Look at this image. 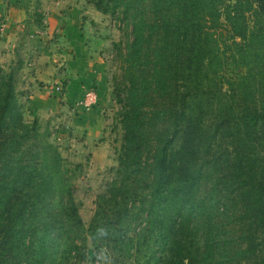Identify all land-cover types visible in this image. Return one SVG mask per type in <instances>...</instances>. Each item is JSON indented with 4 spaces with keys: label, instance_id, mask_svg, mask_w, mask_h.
<instances>
[{
    "label": "trees",
    "instance_id": "obj_1",
    "mask_svg": "<svg viewBox=\"0 0 264 264\" xmlns=\"http://www.w3.org/2000/svg\"><path fill=\"white\" fill-rule=\"evenodd\" d=\"M88 1L131 25L116 177L84 225L72 190L80 164L67 168L49 132L22 119L20 61L0 64V264H93L98 251L108 264L255 257L264 248V0ZM150 91L162 105L147 115ZM145 123L158 127L153 142Z\"/></svg>",
    "mask_w": 264,
    "mask_h": 264
},
{
    "label": "rangeland",
    "instance_id": "obj_2",
    "mask_svg": "<svg viewBox=\"0 0 264 264\" xmlns=\"http://www.w3.org/2000/svg\"><path fill=\"white\" fill-rule=\"evenodd\" d=\"M15 4L20 6H15ZM11 6L22 10L23 18L18 21L7 20L10 27L6 28L4 34L0 36V64L7 68L9 65L20 61L21 65L16 73L15 90L18 93L19 102L22 104V119L25 122L36 119L40 131L46 129L49 132L47 139L57 147L67 168L71 169L74 164H80V169L75 170L72 178V190L74 200L78 204L79 216L83 224L86 225L94 209L95 196L103 193L110 181L116 177L117 156L124 133L125 110L121 105L127 85V82L121 79V72L122 67L126 64L123 59L125 48L132 37L130 22L122 20L121 14L110 16L96 12L88 0H0V28L4 22H7L5 17L8 8ZM72 6L79 10L78 17L81 20V25H83L82 30L87 32L93 41H98V44L94 46L95 58L102 65L103 95L100 100L95 94V103L90 107L98 106L100 109V129L97 137L89 140L85 139L82 119L80 117L79 120L76 119L80 112L74 104L69 106L67 112H62L54 107V100L49 110L43 108L40 113L33 116L28 111L27 105L29 99L26 95L29 94L32 84L28 80V77L30 79L31 76L29 74L30 69L34 68L35 58L40 56L41 52L42 54L44 52L45 55H43L44 65L52 70L55 80L53 82L51 80L46 82V79L38 82L35 80V87L48 86V90L52 92L51 87L57 83L61 88L60 91H55L56 94L61 93L64 89L68 76L60 62L62 57H70L69 37L60 23H57L51 30H47L46 17L50 11L56 12L59 17H64L66 10ZM232 15L233 13L230 12V16ZM226 26L228 27V25ZM220 28L226 29L225 26ZM42 42L45 44V49L38 51ZM50 55L54 59L59 58L58 63H54ZM26 63L29 64L26 65ZM235 65L236 62L231 61L229 67L235 70ZM145 71L148 73L145 75L147 82L153 87L152 78L149 75L151 70ZM138 86V83L135 84V87ZM138 92L140 89L136 90L135 93ZM150 92L147 95L148 106L144 107V111H148L147 115L150 114L149 110L155 105H162L158 94L153 91ZM49 96L56 98V95ZM81 110L84 117L86 109ZM167 124L168 121L163 126L165 127ZM144 125L147 126V129L150 126L146 123ZM149 129L151 131L147 132V136L153 142V136L158 127L152 126ZM176 139L175 137L173 143ZM94 253L89 244L86 249L87 257L90 259ZM256 253V256L252 258L233 259L230 264H257V261H264V248L258 246ZM142 262L143 259L132 260V264ZM93 264H108L103 251H98Z\"/></svg>",
    "mask_w": 264,
    "mask_h": 264
},
{
    "label": "crops",
    "instance_id": "obj_3",
    "mask_svg": "<svg viewBox=\"0 0 264 264\" xmlns=\"http://www.w3.org/2000/svg\"><path fill=\"white\" fill-rule=\"evenodd\" d=\"M15 6H20L15 4ZM15 6H11L7 10V16L5 17L6 21H18L23 18L22 10H19ZM98 12V11H96ZM47 19V30H51L57 23L62 24L64 31L67 33L68 48L70 51V57H62L60 64L63 65L64 72L67 74L68 79L64 85V89L61 93H55V91H49L48 86H42L41 88L35 87L34 81L36 82L46 79V82H53L55 77L53 76L52 70L44 65V52L40 53V56L35 58L34 68L30 69V79L32 82L29 91L28 97V111L33 116L42 111V109L49 110L51 103L54 101V107L62 112H67L70 105L74 104L82 96V92L89 85L93 86L96 91V96L101 100L103 95V74H102V65L99 63L97 58H95V44H98V41H93L91 36L84 30H82L81 20L79 19V10L72 6L66 10V15L64 17L58 16L56 12L50 11ZM7 21V22H8ZM4 22L2 28H0V36L5 32V29L10 27V23ZM5 37V36H4ZM42 38V36H39ZM87 39V40H86ZM90 40V42H88ZM86 42V43H85ZM41 44V43H40ZM41 48L39 50L45 49V44L42 42ZM14 52V50H13ZM38 54V53H37ZM45 56V55H44ZM52 59V55H50ZM29 63H26V65ZM33 64V63H32ZM43 80V81H44ZM96 84V85H95ZM59 94V96H58ZM49 95H56V98H52ZM78 110V108H77ZM76 116V119L79 120V117L82 119V130L85 134V139H93L97 137L100 129V109L98 106H93L83 113L80 111ZM51 112V111H49Z\"/></svg>",
    "mask_w": 264,
    "mask_h": 264
},
{
    "label": "built area",
    "instance_id": "obj_4",
    "mask_svg": "<svg viewBox=\"0 0 264 264\" xmlns=\"http://www.w3.org/2000/svg\"><path fill=\"white\" fill-rule=\"evenodd\" d=\"M1 26L3 27V24ZM60 88L61 86L59 84L54 83V85L51 87V90L58 92L60 91ZM95 94V89L91 86H88L82 92L81 98L74 102V106L76 108L89 109L95 103Z\"/></svg>",
    "mask_w": 264,
    "mask_h": 264
},
{
    "label": "water",
    "instance_id": "obj_5",
    "mask_svg": "<svg viewBox=\"0 0 264 264\" xmlns=\"http://www.w3.org/2000/svg\"><path fill=\"white\" fill-rule=\"evenodd\" d=\"M58 60H59V58H57V59L52 58V61H53L54 63H58Z\"/></svg>",
    "mask_w": 264,
    "mask_h": 264
}]
</instances>
